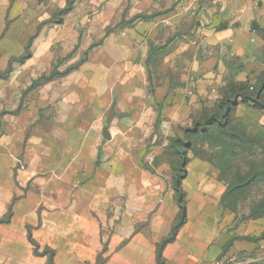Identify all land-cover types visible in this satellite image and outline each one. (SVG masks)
<instances>
[{
	"label": "crops",
	"instance_id": "obj_1",
	"mask_svg": "<svg viewBox=\"0 0 264 264\" xmlns=\"http://www.w3.org/2000/svg\"><path fill=\"white\" fill-rule=\"evenodd\" d=\"M154 1L127 12L156 20L100 42L80 19L30 30L36 10L66 0H0V73L11 65L0 78V264H217L256 243L220 204L227 185L212 163L190 152L178 201L167 147L224 86L264 74V0H222L197 18L188 6L185 20ZM71 52L86 58L69 75L33 83ZM235 115L264 128L260 109Z\"/></svg>",
	"mask_w": 264,
	"mask_h": 264
},
{
	"label": "trees",
	"instance_id": "obj_2",
	"mask_svg": "<svg viewBox=\"0 0 264 264\" xmlns=\"http://www.w3.org/2000/svg\"><path fill=\"white\" fill-rule=\"evenodd\" d=\"M160 14L162 12L136 15L128 23H133L138 19L151 20ZM256 29L264 38V28L258 26ZM97 45H92L90 49ZM152 53H154V48L151 50V55ZM29 56L30 51L27 50V53L18 60L23 62ZM10 71L11 65L5 72L0 73V78H6ZM62 74L64 75L65 72L53 70L33 83L52 79ZM240 104L264 111V74L257 83L232 81L224 86L213 109L209 110L204 107L203 117L194 118L191 127L182 128V136L173 137L167 147L169 156L172 158L174 188L178 201L182 202L184 195L181 186L185 172L183 164L189 160L188 153L192 152L195 157L205 159L219 169L217 178L227 185L220 204L236 214L237 222H241L239 210L243 201L240 199L243 198L244 193H250L256 188L257 192L249 207L250 212L242 218H264V128L256 132L251 131L249 122L235 115V108ZM199 141H209L216 148L215 151L212 154L200 152L197 150ZM181 207L183 214L173 228V235L184 221V205ZM172 238L173 236L165 238L159 246L162 247ZM243 238L258 243L264 240V230L259 235H248ZM230 244H227L225 252ZM38 248L36 244L35 253L40 254Z\"/></svg>",
	"mask_w": 264,
	"mask_h": 264
},
{
	"label": "rangeland",
	"instance_id": "obj_3",
	"mask_svg": "<svg viewBox=\"0 0 264 264\" xmlns=\"http://www.w3.org/2000/svg\"><path fill=\"white\" fill-rule=\"evenodd\" d=\"M157 1L159 0H155L154 2ZM221 1L222 0H168V4L163 9V11H166L163 15L168 16L175 11H179L180 15L178 18L185 20L187 19L186 8L190 6V9L193 10V14H195V18H197L202 9L214 6L217 7ZM129 3L130 0H66V2L62 4L54 2L52 5H48L42 10L35 11L33 18L31 17L32 23L30 30H34L38 25L40 26L39 28H41L46 24L62 22L66 18L80 19L84 21V28L82 31L84 36L88 37L89 34L94 35L96 36L94 38L95 40L103 42L105 37L109 34H112V32L118 34L119 36L124 35L125 27L130 25L127 24V19H132V16H130L127 12ZM111 6L114 8L110 9ZM124 7H126V10ZM113 10H115V13H112ZM109 13H112L113 15L110 18H108ZM190 13L192 14V12ZM147 14H149V12ZM96 17H99V22L97 25L93 21V19ZM113 19L115 20V23H113ZM159 19H162V17H159L158 20ZM120 21L123 22L121 23ZM133 29L140 31L138 26H133ZM181 30L186 31V27L183 26ZM73 53L71 52L68 54L67 58L65 59L57 60L54 70L58 72V69H62V72H65L64 75H58L57 78H63L64 76L69 75L78 66V64L86 58L85 55L82 59H74ZM152 61L155 63V68L161 66L164 70H166V67L162 65V61H155V59H152ZM205 108H209V110L213 109L211 106ZM205 108L200 106L198 109H196L193 113V119H198L200 117L202 118L204 114L203 110ZM191 122L192 121H189L188 123L184 124L182 128L191 127ZM215 149L216 148L210 144L209 141H199L197 143V150L202 153L212 154ZM212 166L213 176L218 177L219 169L214 164H212ZM256 192L257 188L250 193H244L243 198L240 199V201H243L239 210L241 222L238 221L236 224L239 225L238 228L240 227L243 229L244 227V234L251 232L260 234L261 231L264 230V218L257 220L242 218L243 215L245 216L250 212L249 207ZM241 229L239 230L240 232ZM217 264H264V241L255 244L243 241V246L234 250L232 249L228 253L223 254L219 258V262Z\"/></svg>",
	"mask_w": 264,
	"mask_h": 264
}]
</instances>
